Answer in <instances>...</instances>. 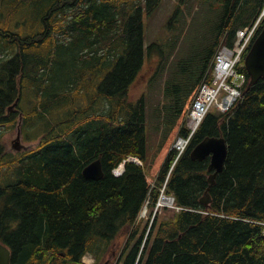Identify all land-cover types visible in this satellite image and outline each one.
<instances>
[{"label": "trees", "instance_id": "16d2710c", "mask_svg": "<svg viewBox=\"0 0 264 264\" xmlns=\"http://www.w3.org/2000/svg\"><path fill=\"white\" fill-rule=\"evenodd\" d=\"M161 1L0 0V241L11 264H85L88 253L103 264L115 245L109 264H264V78L230 111L209 112L171 169V144L186 133L217 49L234 44L264 0H185L191 16L198 4L208 10L196 19L204 52L168 68L166 102L155 108L163 134L151 158L145 100L133 102L129 92L145 61V14ZM182 2L168 23L179 31L168 57L194 21ZM218 5L215 27L209 8ZM17 106L26 140L37 144L14 153L2 136ZM207 136L225 137L228 155L206 205L210 159L194 160L191 151ZM98 158L104 176L85 177ZM163 188L174 206L154 215Z\"/></svg>", "mask_w": 264, "mask_h": 264}, {"label": "rangeland", "instance_id": "374dc122", "mask_svg": "<svg viewBox=\"0 0 264 264\" xmlns=\"http://www.w3.org/2000/svg\"><path fill=\"white\" fill-rule=\"evenodd\" d=\"M214 1L217 3V0ZM181 2L182 1L179 0H162L158 7L155 8L151 13L145 14V62L137 80L134 82L129 92L131 101L137 102L142 98L145 100L144 102L147 119V151L151 158L154 155L156 156L158 152V145L163 134V130L161 128L157 129L158 123H161V125H159L160 127H164L159 118L161 111H159L158 115V113L155 111V108L158 105H163L166 102L163 94V88L165 79L169 77V75L167 76V73L169 72L168 68L172 67V61L177 64L180 60H182V57L184 58L191 56L189 63H193L195 58L204 52L203 43L205 40L202 38V43H199L201 42V35L205 36V32L203 28L196 25V19L205 17L208 10L205 8L199 11L200 5L198 4L195 6L196 9L194 8L193 10V16H191V13L188 12L187 3L184 0L181 4V11L184 13V18L192 19L193 17L194 21L187 26L182 39L179 41L174 53L172 54V57H168V54L171 50V47L168 44L171 40L176 38L174 37L176 35L175 32H177V34L179 33L178 30L170 31L168 29V23L178 4ZM220 9L221 8L219 5L209 8V13L211 14V19L215 27L217 23L219 24V17L216 16L219 15ZM182 22L183 21L179 22V27L182 26ZM158 44H163L162 50H160L162 54L165 53L163 54L164 68L161 70L160 74L159 68L161 64L158 65V61L161 60L162 55L159 52L160 50L158 49ZM183 71H185L184 68ZM25 102L28 104V106H30V100L28 99L27 95H25ZM12 110L13 109L10 111ZM14 112L16 119L12 125H4V128H7V130L2 136V141L7 151L15 153L16 151H23L29 147H32L33 145L37 144V142L28 141L25 138L22 128L23 118L20 107L17 106V110ZM15 145H17L19 148H16ZM165 149L166 148L162 149L159 155L165 154ZM144 210V217H147L149 213L148 205L145 206ZM116 246L117 245H115V247ZM115 247L112 249L110 255L105 257V260H109V263L114 260ZM83 261L85 264H93L95 259L92 254L88 253L84 257Z\"/></svg>", "mask_w": 264, "mask_h": 264}, {"label": "built area", "instance_id": "2783aa9c", "mask_svg": "<svg viewBox=\"0 0 264 264\" xmlns=\"http://www.w3.org/2000/svg\"><path fill=\"white\" fill-rule=\"evenodd\" d=\"M259 21L249 29L239 31L238 46L234 49L224 47L217 54L212 81L201 86L190 110L188 126L191 128V132L186 138L179 137L176 141V146L180 152L185 150L203 117L213 106L222 111H227L237 101L241 94L240 87L246 80L245 74L238 70L237 64L240 61L241 53L256 32ZM115 173L117 175L123 173L122 165L115 169Z\"/></svg>", "mask_w": 264, "mask_h": 264}, {"label": "water", "instance_id": "95a60500", "mask_svg": "<svg viewBox=\"0 0 264 264\" xmlns=\"http://www.w3.org/2000/svg\"><path fill=\"white\" fill-rule=\"evenodd\" d=\"M245 66L250 74V84H254L264 78V26L246 55ZM15 147L19 148L17 145ZM227 155L228 143L223 136H207L191 152V157L194 160H203L210 157L209 169L214 170L209 176L210 184L205 196L201 198V201L206 205L211 201L209 188L215 182L217 174L223 171ZM83 174L85 177L94 180L102 178L104 170L101 159L98 158L87 164L83 169ZM11 257V249L0 241V264H11Z\"/></svg>", "mask_w": 264, "mask_h": 264}, {"label": "bare ground", "instance_id": "6f19581e", "mask_svg": "<svg viewBox=\"0 0 264 264\" xmlns=\"http://www.w3.org/2000/svg\"><path fill=\"white\" fill-rule=\"evenodd\" d=\"M123 165H124V170H123V172H124L125 171V162H123ZM162 192H164V190H162ZM164 202H166L167 204H169L171 202V200H169L168 198H165ZM144 212H145V210L143 211V213Z\"/></svg>", "mask_w": 264, "mask_h": 264}, {"label": "flooded vegetation", "instance_id": "af4514ba", "mask_svg": "<svg viewBox=\"0 0 264 264\" xmlns=\"http://www.w3.org/2000/svg\"><path fill=\"white\" fill-rule=\"evenodd\" d=\"M160 62H161V60L158 61V65L160 64ZM158 65H157V66H158Z\"/></svg>", "mask_w": 264, "mask_h": 264}]
</instances>
